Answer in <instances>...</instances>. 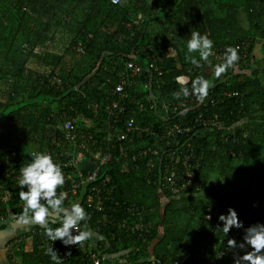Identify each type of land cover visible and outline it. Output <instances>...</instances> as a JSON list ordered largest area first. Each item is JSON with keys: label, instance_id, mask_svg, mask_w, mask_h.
<instances>
[{"label": "trees", "instance_id": "trees-1", "mask_svg": "<svg viewBox=\"0 0 264 264\" xmlns=\"http://www.w3.org/2000/svg\"><path fill=\"white\" fill-rule=\"evenodd\" d=\"M192 30L208 34L214 42L210 63L201 61L199 67L185 59ZM257 43L261 55L253 53ZM228 46L238 48L239 60L216 79L214 67ZM191 55L199 59L198 53ZM129 60L140 65L133 76ZM207 64L213 76L202 72ZM123 75L128 78L127 106L115 120L107 105L116 98L113 89ZM180 75L212 81L206 113L218 112L234 131H226L223 140V131L196 124L170 136L175 146L188 138L189 146L183 148H192L200 159L202 179L197 190L172 196L162 193L156 175L157 167L168 162V145L159 136L166 125L186 123L179 112L165 108L189 98L173 96L180 90L175 79ZM196 103L191 110L198 111ZM129 116L155 130L148 143L158 153L147 150L139 155L144 143L138 136L133 146L130 134L121 141L129 151L125 165L119 160L124 156L116 136ZM69 118H75L79 139L89 148L110 142L117 146H110L113 156L97 178L100 184L106 178L99 186L102 209L87 205L83 197L79 200L97 240L83 246L57 240L71 253L66 264H81L93 251L104 254L101 264H204L215 251L212 242L232 238L242 243L247 227L264 224V0H0V175L8 166L18 172L33 151L48 152L56 163L69 158L64 151L78 148L63 134V122ZM79 151V163L65 167V172L74 175L77 169L93 166L89 149ZM150 159L156 162L152 170ZM18 180L8 176L2 184L13 192L3 212L20 216ZM130 206L143 210L148 228L144 237L121 224L124 217L132 221ZM229 207L244 226L238 232L231 228L225 236L218 217ZM103 214L113 217L104 221ZM31 240L29 247L21 242L16 248L22 260L54 264L45 254L51 245L38 247L36 238ZM250 250L248 245L235 248L233 257H218L216 264H234L236 255Z\"/></svg>", "mask_w": 264, "mask_h": 264}, {"label": "built area", "instance_id": "built-area-1", "mask_svg": "<svg viewBox=\"0 0 264 264\" xmlns=\"http://www.w3.org/2000/svg\"><path fill=\"white\" fill-rule=\"evenodd\" d=\"M113 2V0H111ZM119 0H117L118 2ZM238 47V45H237ZM245 53V52H244ZM127 67L129 71V76H133L134 74H137L140 71V65L136 63L133 60H129L127 62ZM131 81V79H130ZM128 83V78L123 75L120 76L118 81L116 82L113 93L116 94V98H112L111 102L107 105L109 112L112 115H115V120H117L126 109V101L124 100V96L127 95V90L125 89V85ZM120 99V100H119ZM207 99L204 100L202 105V110L198 109L200 106V103L197 102L194 108H197L198 111L191 110L193 106L191 104L196 102V99L194 96H189L187 98V102L184 101H178L174 102L172 107L169 108L168 104H165L166 109H172V111L175 112H181L182 106L184 104L187 106V103H189L188 107V115H183L186 119L185 125L180 124H169L166 125V129L161 136H159L161 139L165 140L166 144L168 145V156L167 161L160 164L158 168V173L156 175V180L158 181V187L159 189L165 191L169 195H177L182 194L185 192H192L197 190L201 184L202 179H200V159L195 157L192 148H188L187 151L184 150V146H189L188 138L183 140L182 142H178L179 145H174L171 142L170 136L174 135L175 133L181 134L183 132H188L191 127H194L196 124L201 126H207L209 125L212 128L218 129L223 131L220 133L221 138L223 140L226 139L225 132L229 131L233 133L234 127L226 125L224 120L220 118V115L218 112L213 111L210 114H207L208 106H207ZM93 108H96L97 105L93 104ZM63 134L64 137L68 139L69 142L73 143V145H77L78 150L76 156H73L74 150L73 148L66 149L64 152L67 155H70L69 158L65 160H60L57 162L63 170V173L65 175V184L62 188L58 189V191H63L67 193V199L69 200L70 197H80L84 198L87 205L96 208V209H102L103 207V197L101 196V188L99 186H102L105 184L106 178L103 177L101 179L100 184L97 181V178L100 173V168L103 164H106L108 161H110L111 157L113 156V153L110 150V146L114 145L117 146V143L119 144V149L121 150L123 156L127 157V149L124 147L121 143V141L125 138H127L130 134H134L138 137V133H144L145 135L151 133L155 134V130L152 129L151 126L148 125H139L135 122L133 116H129V118L126 119L124 127L117 132L116 140L117 143L110 142L106 144L105 146L101 145H93L91 148L88 147V143L85 141L84 138L79 139V136L81 131H78V128L75 124V118H69L65 119L63 122ZM136 131V132H134ZM190 136V135H189ZM59 143V138H56ZM55 139V140H56ZM79 139V140H77ZM130 143H134L133 138H128ZM94 144V141H93ZM84 147L85 149H89L90 151V161L93 162V166H87L84 168V170L77 169L76 173L73 175L71 172L67 171L65 172V167L67 166H73L79 163V157L80 156V148ZM185 148V149H186ZM127 150V151H126ZM149 150L151 154L158 153V149L154 146H149L148 148L142 149L139 151V155L144 154ZM129 152V151H128ZM178 153H183L181 156L178 155ZM133 157H135V153H133ZM8 161V159L6 160ZM149 169L152 170L154 166L156 165L155 160L150 159L149 160ZM156 168V167H155ZM105 175H108L106 173ZM8 176H12V178L19 179L20 178V171H16L13 167H6L3 172L0 175V178H7ZM66 179H70V183L67 184ZM1 185V184H0ZM88 186V190L85 192L84 188L85 186ZM84 190V191H83ZM11 199V196L7 192H3L0 190V220L4 218V214L2 212V204L8 202ZM131 209H134V214L136 215L137 219H133L129 224L128 228L133 231L139 233L141 237H144V232L148 230L147 225L144 221L141 220V214L142 209L131 206ZM104 221H108L111 218L105 214H103ZM127 223L126 219H122L121 224L125 225ZM51 226V225H50ZM244 226V224H243ZM52 227V226H51ZM235 228V227H234ZM243 228V227H242ZM242 228H235L234 230L238 232L239 229ZM44 229L40 226L38 228H32L31 232L29 234H34L36 232H42ZM26 232L15 234L14 237L11 238L10 242L5 246V250L9 253L13 252L14 247H16L20 241H22L26 237ZM227 240L228 239H222L219 243L212 242V248L215 249L214 253L208 254L203 263L204 264H216V259L218 257H222L225 255H229L230 257L234 256L235 249H229L227 247ZM47 241L51 242L48 238ZM67 251L65 250H59V256L62 257L63 264H66L67 257L65 255ZM104 258V254L99 255L97 252L93 251L91 252L87 259L81 263V264H101L102 259ZM178 264V262H176Z\"/></svg>", "mask_w": 264, "mask_h": 264}, {"label": "clouds", "instance_id": "clouds-1", "mask_svg": "<svg viewBox=\"0 0 264 264\" xmlns=\"http://www.w3.org/2000/svg\"><path fill=\"white\" fill-rule=\"evenodd\" d=\"M117 2V0H113ZM214 42L208 34H201L198 30H192L190 39L186 42L187 54L185 59L192 65L200 66V62L210 63L209 58L213 53ZM198 53L199 59L191 55ZM239 60L238 48L228 46L225 49L222 62L214 67V77L220 79L230 68H233ZM176 82L180 90L173 93L174 98L181 96L187 98L194 96L196 101L203 103L209 95V89L213 87L212 81L202 75L190 78L187 75L177 76ZM190 84V88H189ZM188 107L182 106L180 115H186ZM30 162L20 167V187L19 199L23 202V209L19 219L28 223L31 221L44 229V235L51 241L60 240L64 245L83 244L91 238L89 225L86 223L90 219L89 214L79 202H72L65 206L67 193L58 191L65 184V175L62 168L57 164L51 154L46 151H33L30 154ZM27 190H24V189ZM207 219H211L210 216ZM218 219L223 222V232L226 236L231 228H242L243 224L238 219L236 211L229 207L227 214H220ZM57 225L51 227L50 225ZM75 232V234H73ZM250 246L251 250L243 255L234 257V264H264V224H253L245 229L242 243H237L235 239L227 240L229 249ZM54 264H63L60 257L52 246L45 249ZM70 256L71 253H65Z\"/></svg>", "mask_w": 264, "mask_h": 264}, {"label": "crops", "instance_id": "crops-1", "mask_svg": "<svg viewBox=\"0 0 264 264\" xmlns=\"http://www.w3.org/2000/svg\"><path fill=\"white\" fill-rule=\"evenodd\" d=\"M81 118L84 121H86V123H91V121H90V119L88 117L82 116ZM137 135L139 137H141L140 140H139V141H141L140 144L142 145L144 143V145H142L140 148L138 147L139 151H141L142 149L146 148L147 146H150V144H149L150 142L148 143V139L151 138L150 137V135H152L151 133L145 135L143 132L142 133H138L137 132ZM131 137L133 138V141H134V139L137 136L133 135ZM152 141H153V139H152ZM135 142H136V140L134 141L133 146H134ZM128 158L129 157H126V158L123 157L122 159H119V160H122V162L124 161L126 163L125 165H127V163H129V160H130ZM4 181H5V178L1 177L0 178V184H1L0 185V190L3 191V192H7L10 196L13 195L12 191H9V190L5 189L4 185H2ZM24 190H27V189L25 188ZM161 191H162L163 194L166 193L163 190H161ZM172 196H174V195H172ZM80 199H81L80 197L79 198L75 197L73 200L70 201V203L79 202ZM8 202L2 204V212L4 210V206L7 205ZM70 203H68L65 206H68ZM130 208H131V206H130ZM131 210H132V213H133V216H134L133 219L134 218L137 219L136 215L134 214V209H131ZM5 213H6L7 216L4 215V218L0 220V221H3L4 224H5V225L0 227V264H29L28 262H24V260H22L21 254L16 251V248H17L18 245L16 247H14L12 253H9L8 251H6L4 249L5 246L10 242L11 238L15 236V234H19V233L21 234L23 232H26L28 234H26V237L22 241H20L19 244L21 242H24V245L29 247V245L31 244V241H32L31 239L36 238L37 243H38V245H37L38 247H41V246H44V245H51L53 247H56L58 250H64L63 248H61L59 246L57 241H54L53 243H50L49 241H47V237L44 235V230L42 232H36L34 234H29L31 232L32 228H38V227H40L39 225H37L35 223H32L31 221H29L28 223L22 222L19 219L20 216H17L16 214L12 213L10 210H7V211L3 212V214H5ZM109 217H113V216H109ZM123 219L127 220V223H125V225L128 227V224L130 223L129 219H127L125 217ZM141 220L144 221L143 210H142V214H141ZM144 222L146 223V221H144ZM51 226L54 227L53 225H51ZM92 236H96V234L92 233L91 237ZM58 254H59V251H58Z\"/></svg>", "mask_w": 264, "mask_h": 264}, {"label": "rangeland", "instance_id": "rangeland-1", "mask_svg": "<svg viewBox=\"0 0 264 264\" xmlns=\"http://www.w3.org/2000/svg\"><path fill=\"white\" fill-rule=\"evenodd\" d=\"M260 45L257 43L255 46H254V48H253V53L255 52L257 55H261V51H260ZM217 64V63H216ZM202 72L203 73H205V75H211V76H213L212 75V73H213V67L210 65V64H207L206 66H204L203 68H202ZM96 240H97V237L96 236H92L91 238H90V241L91 242H93V243H95L96 242Z\"/></svg>", "mask_w": 264, "mask_h": 264}]
</instances>
